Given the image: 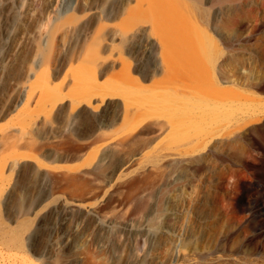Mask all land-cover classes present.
<instances>
[{
  "label": "rangeland",
  "instance_id": "rangeland-1",
  "mask_svg": "<svg viewBox=\"0 0 264 264\" xmlns=\"http://www.w3.org/2000/svg\"><path fill=\"white\" fill-rule=\"evenodd\" d=\"M182 28L264 73V0H0V264H264L263 131L183 154L172 113L123 140L120 101L79 102L86 51L160 79Z\"/></svg>",
  "mask_w": 264,
  "mask_h": 264
},
{
  "label": "bare ground",
  "instance_id": "bare-ground-1",
  "mask_svg": "<svg viewBox=\"0 0 264 264\" xmlns=\"http://www.w3.org/2000/svg\"><path fill=\"white\" fill-rule=\"evenodd\" d=\"M170 19L176 20L171 16ZM135 21L131 12L123 29L130 28ZM190 28L192 32L197 31L192 25ZM191 31L182 28L181 41L160 39L163 71L160 79L155 75L133 76V66L126 60L119 73H109L108 63L100 54L86 51L80 68H88L89 77L80 90V104L85 103L95 110L99 107L95 101H120L124 108L119 130L123 140L146 135L158 137L172 131V122L162 115L163 110L170 112L178 120L176 131L185 135L183 143L175 148L183 154L196 151L200 144L207 147L215 139H236L240 135L255 136L264 132V73L251 77L245 67L240 68L235 55L225 56L210 32L199 38L198 33L192 35ZM102 76H106L104 82H100ZM145 80H150L151 84L145 85ZM111 82H116V87L108 94L106 87ZM73 114L74 108L69 118ZM102 162L103 158L96 165ZM49 176L47 172L45 178ZM73 183L76 193L83 195L87 191L85 185ZM194 256L178 249L173 259L175 264H181ZM89 260L90 255H87Z\"/></svg>",
  "mask_w": 264,
  "mask_h": 264
}]
</instances>
